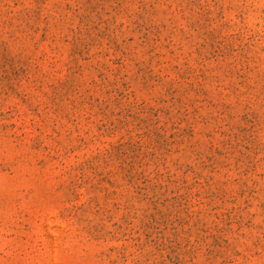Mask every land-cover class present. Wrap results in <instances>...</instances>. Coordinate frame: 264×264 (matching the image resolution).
Returning <instances> with one entry per match:
<instances>
[{"label":"rangeland","instance_id":"374dc122","mask_svg":"<svg viewBox=\"0 0 264 264\" xmlns=\"http://www.w3.org/2000/svg\"><path fill=\"white\" fill-rule=\"evenodd\" d=\"M0 264H264V0H0Z\"/></svg>","mask_w":264,"mask_h":264}]
</instances>
